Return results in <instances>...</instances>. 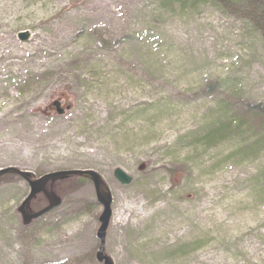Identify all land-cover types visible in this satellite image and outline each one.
Here are the masks:
<instances>
[{"label":"rangeland","instance_id":"1","mask_svg":"<svg viewBox=\"0 0 264 264\" xmlns=\"http://www.w3.org/2000/svg\"><path fill=\"white\" fill-rule=\"evenodd\" d=\"M254 7L0 0V168L96 171L112 197L113 264H264V22ZM54 100L69 108L57 113ZM52 190L60 204L23 224L29 185L0 176V264H103L92 183L70 176ZM126 200L144 210L115 226ZM46 205L39 194L28 207Z\"/></svg>","mask_w":264,"mask_h":264},{"label":"water","instance_id":"2","mask_svg":"<svg viewBox=\"0 0 264 264\" xmlns=\"http://www.w3.org/2000/svg\"><path fill=\"white\" fill-rule=\"evenodd\" d=\"M17 37L19 40H26L29 37V32L26 30L19 31L17 33ZM52 105L59 114L63 113L65 109L69 108V105H67L64 109L60 108V101L57 100L53 101ZM6 173L20 176L25 181H27L29 185V191L27 195L20 202L17 208L21 215L23 224H28L32 219L41 216L60 204V199L51 190V184L54 181L65 179L68 176H79L88 179L93 185L97 202L102 206V211L98 217L99 226L96 230V237L99 241V244L95 257L97 261L102 262L103 264H113L110 257L104 254L103 251L105 233L111 216L112 197L107 185L96 171L92 169L57 170L44 173L36 178H32V173L26 170H20L15 167L0 168V176ZM112 174L113 177L122 185H127L131 182L132 177L119 167H116ZM48 182H50V186L47 188L46 185ZM39 193H42L45 196L47 205L36 212H29V202Z\"/></svg>","mask_w":264,"mask_h":264},{"label":"bare ground","instance_id":"3","mask_svg":"<svg viewBox=\"0 0 264 264\" xmlns=\"http://www.w3.org/2000/svg\"><path fill=\"white\" fill-rule=\"evenodd\" d=\"M7 54V53H6ZM11 109H7L6 111H4V113H7L8 111H10ZM12 120V119H10ZM142 210H144V207L139 204V202L131 200V201H122V204L118 207L116 214V219H115V226L119 223L121 225H126L127 222L129 221L130 217L133 216V214L136 217V220L139 219V217H137L138 215H140V213L142 212ZM135 212V213H134ZM87 240L83 238L81 240V242L85 243V241Z\"/></svg>","mask_w":264,"mask_h":264},{"label":"trees","instance_id":"4","mask_svg":"<svg viewBox=\"0 0 264 264\" xmlns=\"http://www.w3.org/2000/svg\"><path fill=\"white\" fill-rule=\"evenodd\" d=\"M255 6L256 16L264 22V3L260 0H251Z\"/></svg>","mask_w":264,"mask_h":264}]
</instances>
